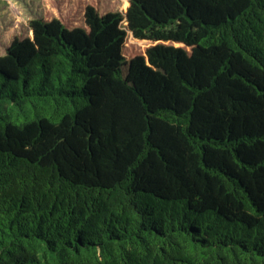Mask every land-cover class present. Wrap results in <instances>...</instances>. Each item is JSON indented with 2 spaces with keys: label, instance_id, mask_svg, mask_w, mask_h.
<instances>
[{
  "label": "trees",
  "instance_id": "trees-1",
  "mask_svg": "<svg viewBox=\"0 0 264 264\" xmlns=\"http://www.w3.org/2000/svg\"><path fill=\"white\" fill-rule=\"evenodd\" d=\"M63 2L0 55V264H264V0Z\"/></svg>",
  "mask_w": 264,
  "mask_h": 264
},
{
  "label": "rangeland",
  "instance_id": "rangeland-1",
  "mask_svg": "<svg viewBox=\"0 0 264 264\" xmlns=\"http://www.w3.org/2000/svg\"><path fill=\"white\" fill-rule=\"evenodd\" d=\"M64 3L63 0H0V55L7 52L16 37L31 34L30 20L58 13L72 18L78 15L70 14ZM127 4L128 0H102L101 9L121 10Z\"/></svg>",
  "mask_w": 264,
  "mask_h": 264
}]
</instances>
